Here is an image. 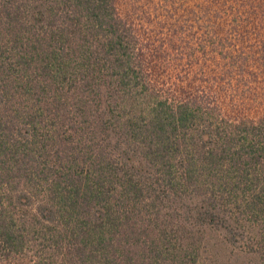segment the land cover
Wrapping results in <instances>:
<instances>
[{
	"label": "trees",
	"instance_id": "1",
	"mask_svg": "<svg viewBox=\"0 0 264 264\" xmlns=\"http://www.w3.org/2000/svg\"><path fill=\"white\" fill-rule=\"evenodd\" d=\"M216 231L264 264V0H0V264H212Z\"/></svg>",
	"mask_w": 264,
	"mask_h": 264
},
{
	"label": "rangeland",
	"instance_id": "2",
	"mask_svg": "<svg viewBox=\"0 0 264 264\" xmlns=\"http://www.w3.org/2000/svg\"><path fill=\"white\" fill-rule=\"evenodd\" d=\"M208 250L212 264H232L236 259L232 248L224 243L222 234H220L219 231L213 232L209 236ZM239 262L243 263L244 261L239 259ZM252 264H254V262H252Z\"/></svg>",
	"mask_w": 264,
	"mask_h": 264
}]
</instances>
